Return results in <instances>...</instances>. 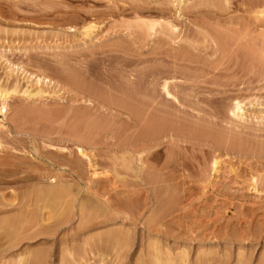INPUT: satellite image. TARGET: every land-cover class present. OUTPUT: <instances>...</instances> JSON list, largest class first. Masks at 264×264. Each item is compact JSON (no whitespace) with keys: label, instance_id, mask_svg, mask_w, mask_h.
Instances as JSON below:
<instances>
[{"label":"rangeland","instance_id":"obj_1","mask_svg":"<svg viewBox=\"0 0 264 264\" xmlns=\"http://www.w3.org/2000/svg\"><path fill=\"white\" fill-rule=\"evenodd\" d=\"M260 3L0 0V167L4 168L0 207L13 202L9 207L17 211H10L9 219V213L0 217L11 222L0 223V264H76V253L68 256L66 246L74 234L68 226L78 224L82 202L88 204L86 212L99 204L126 212L131 217L127 222L138 216V210L144 214L143 222L159 206V211L171 209V216L159 221L169 222L168 232L186 245L162 242L165 251L186 250L190 261L200 251L199 255L209 256V264H264V2ZM86 29L91 30L88 37ZM38 77L42 79L37 84ZM166 80L171 81L177 101H164ZM9 86L17 92L10 91L3 116L1 90H12ZM26 88L44 93L28 97ZM84 95L99 101V107L114 100L118 110L110 116L104 107L84 103ZM238 100L245 105L244 119L232 114ZM118 101L144 113L137 109L131 115ZM157 105L162 108L159 112ZM154 115L160 121L166 116L163 124L168 126L155 135L156 140L143 138L152 132L146 121ZM76 139L92 156L93 168L74 153ZM88 199L98 203L90 205ZM50 201L56 204L49 207ZM48 210L58 213L50 224L40 217ZM68 211L73 214L70 223L57 226L62 212ZM32 221L39 225L32 226L36 223ZM141 222L131 251L126 247L116 257L109 250L103 264L150 262L145 250L149 242L145 240L143 248L140 244ZM45 229L56 233L49 235ZM93 256L87 253L80 260L102 264Z\"/></svg>","mask_w":264,"mask_h":264},{"label":"bare ground","instance_id":"obj_2","mask_svg":"<svg viewBox=\"0 0 264 264\" xmlns=\"http://www.w3.org/2000/svg\"><path fill=\"white\" fill-rule=\"evenodd\" d=\"M257 1V0H256ZM259 1V0H258ZM261 1V3H260V5L264 2H262V0H260ZM258 3V4H257ZM256 4L259 6V2H257ZM198 4V3H197ZM246 4V3H245ZM253 4V3H252ZM255 4V5H256ZM250 5V4H249ZM254 5V4H253ZM205 6V5H204ZM251 6V5H250ZM251 7H253V6H251ZM257 7V6H256ZM260 7V6H259ZM254 8H255V6H254ZM138 9V8H137ZM261 12V11H260ZM8 21V20H7ZM154 22V21H153ZM155 24V23H154ZM173 24V23H172ZM151 25V24H150ZM157 25V24H156ZM89 26H91V25H89ZM155 27V26H154ZM87 28V27H86ZM91 28V27H90ZM152 28V27H151ZM150 30H152V29H150ZM89 31H91V30H89V29H86V31H84L83 33H84V36L86 35L87 37L88 36H90V32ZM153 32V31H152ZM173 32V31H172ZM82 33V34H83ZM213 33V32H212ZM85 36V37H86ZM244 39V38H243ZM184 40V39H183ZM87 42V41H86ZM85 42V43H86ZM190 42V41H189ZM224 42V41H223ZM88 43V42H87ZM9 44V43H8ZM69 44V43H68ZM220 44V43H219ZM11 46V45H10ZM119 45H117V47H118ZM251 46V45H250ZM261 46V45H260ZM248 47V46H247ZM116 48V47H115ZM114 48V49H115ZM110 50V49H109ZM117 50V49H116ZM242 51V50H241ZM247 51V50H246ZM101 52V51H100ZM4 53V52H3ZM96 53V52H95ZM250 53V52H249ZM25 54V53H24ZM186 54V53H185ZM236 56V55H235ZM184 58V57H183ZM252 58H253V56H252ZM7 59V58H6ZM5 59V60H6ZM233 59V58H232ZM8 61V60H7ZM192 61V60H191ZM9 62V61H8ZM14 64V63H13ZM12 67V66H11ZM9 68V67H8ZM6 69H7V67H6ZM6 71V70H5ZM11 71V70H10ZM14 71H15V69H14ZM23 73V72H22ZM74 73V72H73ZM9 74V75H8ZM12 73L11 72H7V75H8V77L11 75ZM3 75V74H2ZM6 75V76H7ZM5 76V75H4ZM32 77V76H31ZM45 77V76H44ZM64 78V77H63ZM9 78H7V80H8ZM41 77H38V79L37 80H35L36 82H37V84L41 81ZM3 80V79H2ZM6 80V81H7ZM30 80V79H29ZM28 80V81H29ZM17 81V80H16ZM171 82V81H170ZM170 82H169V80H166L164 83H163V85H162V88H163V90H164V92H165V94H164V98H165V100L164 101H167V99H168V101L170 100V99H173V100H176L177 101V98H176V96L174 95V93L172 92V90H171V84H170ZM5 83V82H4ZM36 84V83H35ZM15 85V84H14ZM4 86V85H3ZM6 86V85H5ZM4 86V87H5ZM3 87V88H4ZM10 87V86H9ZM2 88V89H3ZM11 88V87H10ZM9 88V89H10ZM13 88H14V86H13ZM13 88H11L12 90H8V89H6V88H4L3 90H1V95H3V97H5V98H3V102H2V106H1V113H3L4 115L3 116H5L6 114H7V112H8V103H7V97L9 98V94L13 91V92H17V89L15 90V89H13ZM36 88H39V86L37 87L36 86ZM1 89V88H0ZM7 90L9 91V92H7ZM11 91V92H10ZM24 92V94L25 93H27L28 95V97H33V96H35V95H38V94H43L44 93V91L43 90H41V89H36V90H34L33 91V89L32 90H28L27 88H26V90H24L23 91ZM160 97V96H159ZM163 97V96H162ZM115 98V97H114ZM2 99V98H1ZM6 99V100H5ZM111 99V98H110ZM116 99V98H115ZM162 99V98H161ZM81 100L84 102V103H86V104H88V105H93V106H95V104L99 107V101H95V99H93L92 97H90V96H86V95H84V96H82V98H81ZM163 100V99H162ZM172 100V101H173ZM114 101V100H113ZM113 101H112V104H109L108 103V105L106 106V105H104V104H100V107L99 108H102V107H104L105 108V112L107 111V113L106 114H108V115H114V112L112 111V110H115V113L117 112V110H118V105H116V104H114L113 103ZM175 101V102H176ZM98 102V103H97ZM110 102V101H109ZM123 104H124V107H125V110L127 111V109H128V111L130 112H135L137 109H139L138 107L136 108V110H135V108L133 107V106H131V104L129 105V104H125L124 102L125 101H121ZM120 101H118V104L119 103H121ZM174 102V103H175ZM121 103V104H122ZM120 105V104H119ZM121 106H123V105H121ZM158 106V105H157ZM162 106V105H161ZM159 107V106H158ZM157 107V108H158ZM164 107V106H163ZM234 108L232 109V114L235 116V117H239V118H241V119H244V116H245V105L242 103V101H240V100H238V101H236L235 103H234V106H233ZM127 108V109H126ZM141 108V107H140ZM166 108V107H165ZM124 109V108H123ZM143 109V108H142ZM141 109V110H142ZM162 108H158V112H159V110H161ZM164 109V108H163ZM104 110V109H103ZM103 110L101 111H98L99 113H100V115L101 114H103ZM164 110H166V109H164ZM19 111V110H18ZM127 111V112H128ZM170 111V110H169ZM130 112V114L132 115V113ZM139 112V113H138ZM138 112L136 111V114L138 113V114H140L141 112H140V109L138 110ZM156 112V111H155ZM18 113V112H17ZM99 113H98V115H99ZM144 113V112H143ZM143 113H141V114H143ZM166 113V112H165ZM260 113V112H259ZM77 114V113H76ZM96 114V113H95ZM134 114V113H133ZM140 114V115H141ZM157 115V114H156ZM152 117V116H151ZM254 117V116H253ZM144 118V117H143ZM161 118V117H160ZM165 118H167L166 116H165ZM164 118V119H165ZM74 119L76 120V118L74 117ZM142 122H143V119H141V118H139ZM156 119V120H155ZM159 118L157 117V116H153V120L152 119H149L148 121H146V123H149V125H151L152 127V132H146V130H144L145 132H146V134L144 133V134H142L143 135V138H144V136L145 137H147V136H149L148 138H150V136H151V138H153L154 140H156V138H155V135H158V133L160 134V132L161 131H163V129H164V131H165V128L164 127H166V126H168V125H165L164 126V124H163V120L164 119H162L161 121H160V119L158 120ZM256 120V119H255ZM140 121V122H141ZM167 121V120H166ZM164 122H165V120H164ZM78 123V122H77ZM139 123V122H138ZM145 123V125H148V124H146ZM166 123V122H165ZM140 124V123H139ZM143 125V124H142ZM145 126V127H150V126ZM77 126V125H76ZM88 127V126H87ZM162 127V128H161ZM109 128V127H108ZM150 128V129H151ZM154 128V129H153ZM171 128V127H170ZM100 129V128H99ZM146 129V128H145ZM149 129V128H148ZM147 129V130H148ZM210 129V128H209ZM163 131V132H164ZM169 131V130H168ZM173 132V131H172ZM227 134V133H226ZM80 135V134H79ZM76 136V135H75ZM162 135H160V137H161ZM227 136V135H226ZM79 137V136H78ZM83 137V136H82ZM157 137V136H156ZM159 137V138H160ZM71 138V137H70ZM72 139H74L75 140V138H72ZM79 139V138H78ZM78 139H76V141L75 142H77V145H76V152H74V153H76L77 154V157L78 158H84L85 159V161L87 160V162H86V164L88 163V165L89 166H91L92 167V156L86 151V149L83 147V146H81V140H80V143H78L79 142V140ZM86 139V138H85ZM152 139V140H153ZM68 140H70V139H68ZM150 140V139H149ZM67 141V140H66ZM83 141V140H82ZM100 141V140H99ZM136 141V140H135ZM83 142H85V140L83 141ZM155 143H156V141H154ZM160 142V141H159ZM149 143L151 144V146H152V142H150L149 141ZM158 143V142H157ZM176 143V142H175ZM150 144H149V147H150ZM143 145V144H142ZM147 145H148V142H147ZM147 145H145V147H148ZM160 145V144H159ZM136 146V145H135ZM144 146V145H143ZM174 146V145H173ZM61 148V147H60ZM141 148V147H140ZM179 148V147H178ZM240 148V147H239ZM63 151H65L66 152V148L65 147H62L61 148ZM144 149V148H143ZM153 149V148H152ZM140 150H142V149H140ZM251 150V149H250ZM142 151H144L145 152V150H142ZM147 151V150H146ZM141 152V151H140ZM149 152V151H148ZM150 152H151V150H150ZM181 152V151H180ZM63 153V152H62ZM142 153V152H141ZM147 153V152H146ZM149 154V153H148ZM65 155V154H64ZM53 157V156H52ZM141 157V156H140ZM49 158V157H48ZM71 158V157H70ZM49 159H51V158H49ZM77 159V158H76ZM2 160V159H1ZM53 160H54V158H53ZM52 161V160H51ZM55 161V160H54ZM60 161V160H59ZM83 161V160H82ZM58 162V161H57ZM73 162V161H72ZM0 163H2V162H0ZM60 163V162H59ZM68 163H70V162H68ZM77 163H79V162H77ZM214 164H215V166L216 165H218L219 164V161L218 160H216V161H214ZM214 164H213V166H214ZM70 165V164H69ZM88 166V167H89ZM214 166V167H215ZM90 167V168H91ZM93 168V167H92ZM0 169H2V167H0ZM4 169V168H3ZM2 169V170H3ZM73 169V168H72ZM215 170L217 171V169L215 168ZM1 171V170H0ZM4 171V170H3ZM2 171V172H3ZM215 171V172H216ZM77 172V171H76ZM5 173V172H4ZM77 174V173H76ZM1 175V174H0ZM258 177V176H257ZM79 178V177H78ZM4 179V178H3ZM16 180V179H15ZM54 180H55V178H54ZM53 180V181H54ZM255 180V179H254ZM253 180V181H254ZM56 181V180H55ZM58 181V180H57ZM67 181V180H66ZM52 182V181H51ZM52 183H54V182H52ZM57 183V182H56ZM60 183V182H59ZM64 183V182H63ZM2 184V183H1ZM4 184V183H3ZM8 184V183H7ZM51 184V183H50ZM47 185V184H46ZM2 186V185H1ZM61 186V185H60ZM59 186V187H60ZM65 186V185H64ZM47 187H50V186H48L47 185ZM63 187V186H62ZM67 187V186H66ZM71 187V186H70ZM4 188V187H3ZM64 188V187H63ZM68 188V187H67ZM26 190V189H25ZM66 190H68V189H66ZM85 190V189H84ZM89 190V189H88ZM53 191V190H52ZM65 190H63L62 192H64ZM5 192V191H4ZM40 192V191H39ZM44 192H46V191H44ZM49 192V191H48ZM61 192V193H62ZM69 192V191H68ZM73 192V191H72ZM79 192V191H78ZM2 193V192H1ZM7 193V192H6ZM37 193V192H36ZM50 193H52V192H50ZM60 193V194H61ZM66 193V192H65ZM63 194V196L65 195L66 196V194ZM70 193V192H69ZM40 194H41V192H40ZM47 194V193H46ZM54 194V193H53ZM59 194V193H58ZM61 194V195H62ZM71 194V193H70ZM69 194V195H70ZM98 194V193H97ZM1 195H3V193L1 194ZM12 195V194H11ZM51 195V194H50ZM55 195V194H54ZM74 195V194H73ZM7 196V195H6ZM41 196V198H42V195H40ZM44 196H45V194H44ZM48 195H46V197H47ZM62 196V197H63ZM104 196V195H103ZM57 197V196H56ZM55 197V198H56ZM70 197H73V196H70ZM86 197V196H85ZM1 198V197H0ZM2 198H4V200H5V196L4 197H2ZM8 198V197H7ZM59 198H60V196H59ZM68 198V197H67ZM89 198V197H88ZM10 199V198H9ZM44 199V198H43ZM47 199H49V198H47ZM74 199H76L75 197H74ZM92 199V198H91ZM89 200L88 199V201L90 202H88L90 205H91V201L92 200ZM36 200H37V198H36ZM58 199L56 198V201H57ZM1 201V200H0ZM6 201V200H5ZM56 201H53V203H51V201H50V206L49 207H51V204H54V202H55V204H56ZM66 201V200H65ZM75 201V200H74ZM80 201H81V198H80ZM84 201V200H83ZM2 202V201H1ZM24 202V201H23ZM32 202V201H31ZM58 202H59V200H58ZM62 202V201H61ZM92 202H94V200L92 201ZM105 202H107V201H105ZM170 202V201H169ZM44 203V202H43ZM46 203V202H45ZM49 203V202H48ZM68 203V202H67ZM73 203V202H72ZM94 203H98V202H94ZM93 203V204H94ZM99 203H100V201H99ZM101 203H102V201H101ZM29 204V203H28ZM69 204H71V203H68V206H70ZM78 204V203H77ZM92 204V205H93ZM11 205H15L13 202H4V203H2L1 204V207H0V217H2V214H8L10 211L11 212H13V210L14 211H16L15 209H11L9 206H11ZM26 205V204H25ZM59 205V204H58ZM60 205H61V203H60ZM80 205V204H79ZM89 205V206H90ZM112 205H115V204H112ZM167 205V204H166ZM18 206V205H17ZM27 206V205H26ZM45 205H43V207L42 208H45L44 207ZM54 207L56 206V205H53ZM61 206H63V205H61ZM60 206V207H61ZM73 206L74 205H71V207H72V210L71 211H73ZM88 206V204L85 202V203H81V205H80V208L78 209L79 210V212H77V213H79L78 214V218H79V222H78V224L77 225H75V227L73 228V226L72 225H70V226H72V227H69L68 226V228L70 229V231L71 230H74V231H72V233L74 232V234L73 235H70V236H72V237H70V238H68V240H69V244H68V240L66 241V239H64L65 240V242H67V244H68V246H66V248H68L67 250L68 251H66L67 253L69 252V255L68 256H74V254L76 255V256H74V261L76 262V264H81L82 263V258H84L83 256H85L87 253H89V256H90V254H91V252H92V255L93 254H95V257H94V259H95V262L96 263H100V262H102V264L105 262L104 260V258H105V256L108 254V251L110 250V251H112V253H113V251L115 252L114 254L116 255V257H118V256H120L119 255V253L121 254V251L123 250V252H122V254L125 252V250H126V247L129 249V251H131L130 249L133 247V245H134V242H133V240L136 238L135 237V233H136V230H137V226L139 225V223L141 222V219L142 218H140V217H142V216H144V214H142L141 213V211L142 210H138V208H137V210L138 211H140L139 212V214L137 213V215L138 216H136V218H134L132 215V217H133V220L135 219V223H133L132 224V221L130 222H127V219L129 218V220H130V218L131 217H129L128 215H127V213L126 212H123V211H120L119 209H112V207H111V210L112 211H110V210H108V208L107 207H105V209H103V207H102V205H98V207L97 206H93V208L94 209H98V211H94V210H92L91 212L90 211H87L86 212V207ZM111 206V205H110ZM126 206V205H125ZM164 206V205H163ZM14 206H12V208H13ZM46 207H47V205H46ZM99 207H102V208H99ZM159 207H161V206H159ZM159 207L157 208V209H155V210H157V213H156V211H152V212H154L152 215L153 216H151L150 214H149V216H147L146 215V219H145V221L144 220H142L143 222H141L142 223V226H141V229L139 228L138 229V231L141 233V237L142 238H140L141 240V245H142V248L144 247V245L145 244H147V241L150 243H148V248H146L145 250L147 251L146 252V254H148V259L150 260V262H146V263H144L145 262V260H142V257H140L139 258V255H138V259H141L142 261H144V262H139V264H147V263H152L153 264V262L155 263V264H206V262H207V264H209L210 263V259L208 260L207 258L209 257H207L206 258V256L204 257V256H202V255H199V252H198V258L196 259V258H194L192 261H190V260H188L189 258H191V257H188V253H185L184 251H186V250H184L183 251V249H181V252H180V254H179V257H175V254H176V256L178 255L176 252H175V254H173V253H171V252H168V251H170V250H172L173 248H170V247H168V251H165L166 249H162L163 247H162V245H161V243L163 242L164 244H165V242H168L169 244L171 243V240H173L174 241V243L176 242L177 243V246H178V244L179 243H181V244H179V245H186L185 244V241H184V243H183V241H181L180 240V236H175V235H173V234H170L169 232H168V229H167V227L169 226H167V224L169 223V222H167L166 223V221L165 222H161V220H164V219H161L160 221H159V218H163V217H166V216H168V215H170V214H172V212H171V209L169 210V209H167V208H165V209H167V210H165L164 209V207H162L161 209L162 210H158L159 209ZM18 208V207H17ZM24 208V207H23ZM22 208V209H23ZM27 208V207H26ZM63 208V207H62ZM65 208V207H64ZM85 208V209H84ZM110 208V207H109ZM179 208V207H178ZM38 209H41V208H38ZM48 209H50V208H48ZM58 209H59V207H58ZM89 209H90V207H89ZM132 209V208H131ZM146 209V208H145ZM153 209V208H152ZM36 210V209H35ZM44 210V209H43ZM42 210V211H43ZM47 210V209H46ZM63 210H65V209H63ZM127 210V209H126ZM143 210H144V208H143ZM39 211H41V210H39ZM49 211V212H48ZM48 211H45L44 213L43 212H41V214L43 215V216H40L41 217V220H42V222H46V224H50V223H47V222H51V220H53V221H56V217L58 216L57 214L58 213H54L55 215H57L56 217L54 216V214H52L53 212H51L50 210H48ZM60 211V210H59ZM71 211L67 214V215H65L64 213L65 212H62L63 214H64V216H63V214H62V216L64 217H62V216H60L62 219V221L61 220H59L57 223H56V225L57 224H60L61 222H63V224L62 225H67V223L71 220L70 218H72L71 216L73 215H71ZM136 211V210H135ZM138 211H136V212H138ZM150 211H151V208H150ZM173 211V210H172ZM178 211H180V210H178ZM17 212V211H16ZM19 213H20V210L18 211ZM46 212H47V214H46ZM58 212V211H57ZM128 212V211H127ZM181 212H182V210H181ZM25 213V212H24ZM39 213V212H38ZM49 213V214H48ZM72 213H74V212H72ZM76 213V214H77ZM34 214V213H33ZM40 214V215H41ZM51 214V215H50ZM70 214V215H69ZM175 215L177 214V213H174ZM29 215V214H28ZM27 215V216H28ZM37 215V214H36ZM133 215H135V213L133 214ZM182 215H183V213H182ZM5 216H7V215H5ZM11 216V214L9 213V216H7L8 217V219H9V217ZM25 216V215H24ZM34 219H35V215L33 216V215H31ZM171 216V215H170ZM7 217L5 218V217H3V219H5V220H0V221H3V222H0V223H4V222H6V224H7V222H8V220H7ZM31 217V218H32ZM40 217H38V219L40 218ZM53 217H55L54 219H52ZM60 217H58L57 218V220L58 219H60ZM173 217V216H172ZM181 217V216H180ZM11 218V217H10ZM32 218V219H33ZM171 218V217H170ZM175 218V217H174ZM179 218V217H178ZM1 219V218H0ZM33 219V220H34ZM38 219H35V220H38ZM21 220V219H20ZM27 220V219H26ZM25 220V221H26ZM41 220H40V223H42L41 222ZM69 220V221H68ZM168 220V219H167ZM174 220V219H173ZM11 221V220H10ZM66 221H68V222H66ZM170 221V220H169ZM14 222V221H13ZM20 222V221H19ZM32 222H34V221H32ZM36 222V223H35ZM34 223V225L32 224V226H35V225H39V222L38 221H35ZM60 222V223H59ZM173 222V221H172ZM171 222V223H172ZM174 222H175V220H174ZM8 223H11V222H8ZM28 223V222H27ZM38 223V224H37ZM70 223V222H69ZM68 223V224H69ZM1 224V225H2ZM13 224V223H12ZM43 225H44V223H42ZM41 224V225H42ZM45 224V225H46ZM51 224H55V222H53V223H51ZM73 224V223H72ZM170 224V223H169ZM0 225V226H1ZM3 225H5V224H3ZM2 225V226H3ZM10 225V224H9ZM13 225H15V222H14V224ZM134 225H135V227H134ZM32 226H31V228H32ZM51 226V225H50ZM49 226V227H50ZM53 227L55 226V225H52ZM58 226V225H57ZM167 226V227H166ZM45 227V226H44ZM43 227V228H44ZM48 227V226H47ZM47 227H45V228H47ZM163 227H165V229L163 228ZM14 228V227H13ZM40 228V227H39ZM55 228V227H54ZM67 228V229H68ZM72 228V229H71ZM35 229V228H34ZM50 229V228H49ZM57 229V228H56ZM176 229V228H175ZM39 230V229H38ZM37 230V231H38ZM46 231H47V229H45ZM45 230H42V231H44V232H42V231H40V233H42L43 235H47V233H49L50 231H47V233L46 234H44L46 231ZM51 230V229H50ZM170 230V229H169ZM191 230V229H190ZM65 231V230H64ZM67 231V230H66ZM177 231V230H176ZM30 232H32V231H30ZM35 232H36V230H35ZM53 233H49V235H53L54 234V232H55V230L54 231H52ZM178 232H180V231H178ZM29 232H27V234H28ZM38 233L39 232H37L36 233V235H38ZM56 233V232H55ZM71 233V232H70ZM71 233V234H72ZM10 234V233H9ZM41 234V235H42ZM61 235V234H60ZM137 235H138V233H137ZM180 235V234H179ZM12 236V235H11ZM28 236H30V235H28ZM33 237L35 236V234L34 235H32ZM10 237V236H9ZM36 237V236H35ZM38 237V236H37ZM49 237H51V236H49ZM61 237V236H60ZM31 238V237H30ZM16 239V238H15ZM46 239H47V237H46ZM54 239V238H53ZM59 239V238H58ZM50 240V239H49ZM145 240H147V241H145ZM22 241V240H21ZM63 241V240H62ZM47 242V241H46ZM63 243V242H62ZM145 243V244H144ZM175 243V244H176ZM64 244V243H63ZM66 244V245H67ZM61 245V244H60ZM65 245V244H64ZM106 245H109L110 246V249H109V247H108V249L107 248H105L106 247ZM166 245V244H165ZM62 246V245H61ZM146 246V245H145ZM167 246V245H166ZM165 246V247H166ZM97 247V248H96ZM141 247V246H140ZM183 247V246H182ZM63 248V247H62ZM123 248H125V249H123ZM167 248V247H166ZM170 248V249H169ZM65 249V248H64ZM127 249V250H128ZM148 249V250H147ZM176 249H178V248H176ZM134 250V249H133ZM144 250V251H145ZM179 251H180V249H178ZM177 250V251H178ZM139 251H142V249L140 250L139 249ZM143 251V252H144ZM163 251H165V252H163ZM176 251V250H175ZM178 251V252H179ZM182 251L184 252V253H182ZM134 252V251H133ZM132 252V253H133ZM62 253V252H61ZM128 253V252H127ZM131 253V254H132ZM64 254V253H63ZM77 254H78V258H75V257H77ZM117 254H118V256H117ZM130 254V253H129ZM144 254V253H143ZM166 254V255H165ZM173 256H172V255ZM204 254H206V253H204ZM66 255V256H67ZM128 255V254H127ZM134 255V254H133ZM149 255H152L153 257H155V260L153 261V260H151L150 259V257H149ZM196 255V256H197ZM81 256H82V258H81ZM109 256H111V255H109ZM121 256H123V255H121ZM126 256V255H125ZM144 256V255H143ZM147 256V255H146ZM164 256V257H163ZM195 256V257H196ZM239 256V255H238ZM92 257V258H93ZM153 257H152V259H153ZM193 257V256H192ZM41 258V257H40ZM62 258H64V257H62ZM80 258H81V260H80ZM136 258V259H137ZM146 258V257H145ZM46 259V258H45ZM86 259V258H85ZM90 259V258H89ZM62 260H64V259H62ZM71 260V259H70ZM206 260H208V261H206ZM241 260V259H240ZM71 261H73V260H71ZM90 261V260H89ZM121 261V260H120ZM119 261V262H120ZM148 261V260H147ZM151 261H153V262H151ZM156 261V262H155ZM206 261V262H205ZM63 262V261H62ZM85 262V261H84ZM262 263H263V261H261ZM71 263H73V262H71ZM86 263V262H85ZM135 263H137L138 264V261L137 262H135ZM212 263V262H211ZM217 263V262H216ZM220 263V262H219ZM239 263V262H238ZM261 263V264H262ZM83 264V263H82ZM125 264V263H124ZM246 264V263H245Z\"/></svg>","mask_w":264,"mask_h":264}]
</instances>
